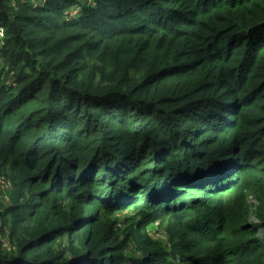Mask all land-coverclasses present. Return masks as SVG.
<instances>
[{"label":"trees","instance_id":"trees-1","mask_svg":"<svg viewBox=\"0 0 264 264\" xmlns=\"http://www.w3.org/2000/svg\"><path fill=\"white\" fill-rule=\"evenodd\" d=\"M263 158L264 0H0V264H264Z\"/></svg>","mask_w":264,"mask_h":264},{"label":"rangeland","instance_id":"rangeland-1","mask_svg":"<svg viewBox=\"0 0 264 264\" xmlns=\"http://www.w3.org/2000/svg\"><path fill=\"white\" fill-rule=\"evenodd\" d=\"M201 126L202 125H200L195 130L192 131V133L190 134V137H189V140H190L189 142L190 143H188V144H191V142L193 141L194 134L197 133V136H198V134L200 133V130H201ZM206 139H209V137H206ZM209 140H210V142H212V139H209ZM160 151L161 150H159L158 153H160ZM204 178L205 177H202L200 180H202V182H205L206 181V178H205V181H204ZM251 179H252V177L246 178L243 181V183L239 186L240 187V190L237 189L238 187L234 188V190L235 191H238L239 196L244 201V205H246V209H248L249 214L246 215L247 222H248V227L251 226L252 229L253 228L258 229V233L260 235H263V233H264V224H263V222H261L262 219L260 218V216H261V214L263 212L260 214L259 211L257 212V209H255V208H258V198H257L258 197V186L257 185H254L252 183V180ZM9 182L10 181L8 180V178H4L3 176H0V204L1 203H4V204H7L8 203V198H10V192L12 190L11 183H9ZM225 195H228L230 197L229 194H225ZM232 196L233 197H237V194H233ZM220 201H222V204L223 205H224V203H226L225 200H220ZM241 211H242V208H240V210L232 211V213L230 215H228L227 218L224 217L225 218L224 221H227L228 222V225H229V227H227V228L224 229V231H226L225 232L226 233L225 234V237H227V234H229L228 237H231L232 238L231 233L232 232H235V227H234V224H230V223H233L234 222V219L238 220L239 217H240V219H243V214H241ZM128 214H131L130 211L125 212L121 216L122 220ZM235 214H237V218H236V215ZM169 217L170 216H168L167 218H169ZM213 218L215 220H217L216 219L217 218L216 216H213ZM115 219H116V216L113 218V220H115ZM240 219H239V221H241ZM121 224H123V223L120 221L119 224L116 227V233L117 234L119 232V229L121 227ZM165 224L162 223V222H160V221L154 222L153 225H151V226L148 227L149 228L148 229V235H149V237L151 239V242H153V240L155 242H158V241H162L161 239H163L164 241H166L165 244L172 245V247H173V243L169 244L171 238L168 235V233L166 232L167 230L165 228L166 227ZM242 224L245 225L243 222H242ZM215 228H216V224H215ZM176 232H178V234L181 235L179 233V228H176ZM204 232H206V230H204ZM194 233L196 235L199 234L198 231H194ZM124 238H125V235H123V239ZM137 238L138 239H141L138 236H137ZM198 241L200 242V239H196L193 243H197ZM233 244L234 243L230 244V246L232 247L233 250H236V248H233V246H235L236 244H234V245ZM210 248H212V246ZM149 250H144V251H149ZM144 251H142L141 248H139V249L135 248L132 245V240H131V241H129V244L127 246L126 253L127 254H132V253L135 254V253H138L137 255H140ZM235 261H236V263H235ZM235 261L232 264H242L239 260H236L235 259Z\"/></svg>","mask_w":264,"mask_h":264}]
</instances>
